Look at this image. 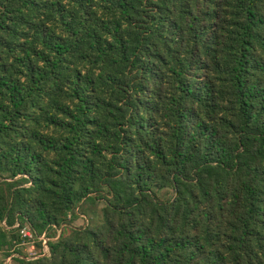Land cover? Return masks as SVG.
<instances>
[{"label": "trees", "instance_id": "1", "mask_svg": "<svg viewBox=\"0 0 264 264\" xmlns=\"http://www.w3.org/2000/svg\"><path fill=\"white\" fill-rule=\"evenodd\" d=\"M14 255L264 264V0H0Z\"/></svg>", "mask_w": 264, "mask_h": 264}, {"label": "built area", "instance_id": "2", "mask_svg": "<svg viewBox=\"0 0 264 264\" xmlns=\"http://www.w3.org/2000/svg\"><path fill=\"white\" fill-rule=\"evenodd\" d=\"M21 235H22L23 240H25V242H26L22 245L24 246V245L28 244V248L31 251L29 258L30 259L38 258L39 256H38V252L36 249V245L32 241L34 239L33 233L29 229H24V230H22ZM29 241H31V242L29 243ZM41 241L43 242V246H44V248H43L44 255H49L48 240L45 239V237H43V238H41ZM14 257H17V255L16 256L14 255L12 257L7 258V261H5L6 264H9L10 262H12Z\"/></svg>", "mask_w": 264, "mask_h": 264}, {"label": "rangeland", "instance_id": "3", "mask_svg": "<svg viewBox=\"0 0 264 264\" xmlns=\"http://www.w3.org/2000/svg\"><path fill=\"white\" fill-rule=\"evenodd\" d=\"M89 222H90V221H89ZM87 223H88V221H86V219L84 218V220H83V219H79V220L75 223V225H76V226H83V225H86ZM36 249H37V248H36ZM20 250H21V251L23 252V254L26 255L27 257H29L30 254H31V251H30L29 248H28V244H27V245H24V246L21 245ZM37 252H39L38 249H37ZM0 261H3V259H2L1 257H0ZM5 261H7V259H6ZM5 261H3L4 264H6ZM9 264H17V263H16V261H12V262H10Z\"/></svg>", "mask_w": 264, "mask_h": 264}]
</instances>
